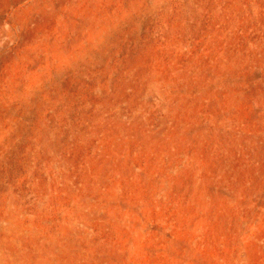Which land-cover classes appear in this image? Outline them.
Here are the masks:
<instances>
[{
    "label": "rangeland",
    "instance_id": "rangeland-1",
    "mask_svg": "<svg viewBox=\"0 0 264 264\" xmlns=\"http://www.w3.org/2000/svg\"><path fill=\"white\" fill-rule=\"evenodd\" d=\"M0 264H264V0H0Z\"/></svg>",
    "mask_w": 264,
    "mask_h": 264
}]
</instances>
